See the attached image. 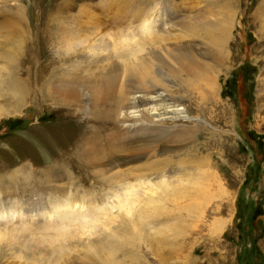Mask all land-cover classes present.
I'll return each instance as SVG.
<instances>
[{"label":"rangeland","instance_id":"rangeland-1","mask_svg":"<svg viewBox=\"0 0 264 264\" xmlns=\"http://www.w3.org/2000/svg\"><path fill=\"white\" fill-rule=\"evenodd\" d=\"M117 7L145 9L153 30L167 38L151 46L164 47L165 65L148 86L127 80L128 98L137 89L166 94L167 103L151 102L157 109L142 112L128 100L99 106L93 82L75 83L70 63L53 78L68 47L69 34L59 27L82 32L81 24L99 23L92 41ZM82 8L91 12L82 15ZM78 37H70L71 44ZM188 52L192 58L183 56ZM92 53L86 49L80 58ZM81 59L84 68L92 64ZM164 107L173 116L180 111L179 117L155 121L171 133L149 144L136 127ZM106 113L111 122L105 129L98 123ZM93 129L101 134L97 147L88 144L89 156L85 150L79 156ZM110 151L120 162L113 168L97 158ZM92 157L93 166L82 161ZM99 169H107L106 177L120 174L125 183L103 180L93 173ZM163 179L170 183L159 185ZM197 183L207 195L195 193ZM127 186L138 202L121 217L112 203ZM55 197L108 202L107 214L114 210L101 211L96 231L79 233L77 246L65 247L63 255L46 242L28 249L23 233L12 232L0 243V264H264V0H0V208L21 211L30 221L34 204L49 208ZM110 217L117 220L104 227ZM101 241L103 248L90 252L97 263L80 259Z\"/></svg>","mask_w":264,"mask_h":264},{"label":"bare ground","instance_id":"bare-ground-1","mask_svg":"<svg viewBox=\"0 0 264 264\" xmlns=\"http://www.w3.org/2000/svg\"><path fill=\"white\" fill-rule=\"evenodd\" d=\"M145 11H146L145 9H131L130 7H126V8L117 7V10L115 12V14L116 13L117 14L113 18V21H111L110 23H108V25L104 27V29L106 30L103 32V34H100L99 37L97 38H93L94 40L92 39V41H90L89 34L97 33L96 29L99 26V23L94 24L93 26H90V27L81 24L80 27H82V32L80 28L75 29L65 24L60 26L59 27L60 33L69 34V37L65 38L66 41L64 40L66 44L68 45V47L67 49L64 50L66 52H64V54H61L63 56L62 58L63 62L61 64H58L59 66L55 70V72H53L54 74L51 72L49 73L50 76H52L53 74V78H56L59 74H62V70L65 71L64 70L65 63H70L71 65H74L72 72H75V73H72V74L74 75V78H75L74 80H77V82L75 83L80 84V81H82L84 85H86V83L93 82L92 85L95 86V90L100 94V97L98 98L99 100L98 105L99 106L102 105L103 108H107V106L109 105H111L110 107H112L113 105L118 104V102L121 103L122 105L123 100L124 101L128 100L129 106H133L137 108L142 107V109H140L141 111L142 110L147 111L149 109H154V108L157 109L158 106H156V104L159 101L160 102L162 101L163 104L167 103L166 101L169 99L168 96L166 94L159 93L157 88L153 89L155 93H158L157 97L147 96L145 94H138L139 92H142L140 89L133 91L132 93L134 94L130 95L131 96L130 98H128L129 96L127 97L128 95L127 93L130 92L129 91L130 84L127 83V80H129L130 78L132 79L136 78L137 82L139 81L141 82V84H145L146 86H148V81H152L153 78L155 77L153 75L155 71H158V70L160 71L161 70L160 68H162V66L164 67L165 65V60H164L165 53L163 51L164 47H159V49L158 48L154 49L151 46L161 43L165 41L167 38L162 35H159L158 32L153 30L154 29V19H149L150 14L148 11L147 12ZM90 12H91L90 10L87 11V9L85 8L80 9V13L82 15L89 14ZM134 22L135 23L138 22V23L136 25L132 24ZM122 26L126 27L127 29L130 28L131 31L130 32L122 31L121 30ZM114 27H117L116 28L117 30H111ZM228 31H229V28H228ZM227 32H226V35L228 37L229 34H227ZM73 35L76 37L79 36L78 42H74L73 44H71L69 38L74 37ZM217 40L219 41L218 38ZM110 44H112V48H111L112 50L108 49ZM220 44L222 47L225 46V41L220 40ZM85 48L89 50L91 49V52H93L92 53L93 55H87L85 59L84 58L81 59L80 56H82L81 54L85 52L86 50ZM69 51L71 52L69 53ZM190 53L191 52H188L184 54L183 56L187 58H192ZM116 57L118 59H115ZM77 59H81L82 61H88V62H91L92 64L90 65L86 64V67L84 68L80 64V62L79 63L77 62ZM46 69L48 70V68ZM184 69L188 70L189 66L185 65ZM55 73H58V74H55ZM58 85H60V83ZM65 90L73 93L75 91V88L65 87ZM151 102H157V103L151 104ZM159 105L161 106V104ZM173 105H176V104H173ZM103 108H101L99 112L102 114H105L103 112ZM171 112H172V108L171 110L167 109L166 107L162 109L160 108L158 111L151 112L152 113L150 114L151 119L149 118L147 119V121L141 120L139 123L137 122L138 126L137 127L135 126V127L138 130H142L141 133H143L144 137H146L143 139L144 141L150 139L149 144L156 143V142L161 141V139L165 137V134L168 135L169 133H171L169 129H161L162 127L160 128L159 126H161L162 124L155 122L157 120L162 121V120H166L169 118H173L176 114L173 116L169 114ZM147 113L149 114V111ZM178 114L176 116L179 117ZM110 122H111L110 119L108 120V113H106V116H103L101 118L98 125L104 126L105 128L108 125H110ZM95 129L98 130L96 127ZM91 135H92L91 139L89 138V140L83 143L82 146L80 145L81 148L79 149L77 148L78 149L77 153L79 154V156H81V154L83 153V150H85L84 154L89 156L90 151H87L88 144H91L92 146L94 145L95 147H97L96 143L100 141L99 139L101 137L100 136L101 134H99V131L98 133H95L93 129V132ZM97 155L101 156V157H97L98 159L104 160L106 165L110 166L111 168H113L115 165H118L120 163V162L119 163L116 162L117 155H115L114 152L110 151V153H107V155H105V158L103 155H100V154H97ZM94 157L88 160L83 159L82 161L85 162L86 165L90 164L91 166H93L97 164V162H95ZM163 163L167 164L168 159L165 158L163 160ZM106 171L107 169L106 170L99 169V170H95L93 173L99 175L101 178L102 176H104ZM119 175L120 174L118 173H114L112 174L111 177L104 176L103 180H106V178H109V181L111 182L117 180L118 183L122 185L125 183L124 182L125 179L123 177H120ZM200 179L199 181H197L198 179L197 180L195 179V181L200 182L201 181ZM139 182H141V179L139 180ZM135 183L137 184V180ZM158 183L159 185L165 186L164 184H168L170 183V181L163 179V180H160V182ZM151 185H154V183ZM128 186H127V191H124L126 188H123V191L125 193H121L120 195L117 194L118 198L115 197L117 198L116 199L117 201H115V203L114 202L112 203V207L114 209L116 207L119 208V213H120L119 216L121 215V217L125 216V214L126 215L128 214L129 216V214L132 212L135 206V202H138V199L133 200V198L131 197L134 194V192L132 193L129 192ZM202 188H203V185L197 183L195 193L204 194L205 190H203ZM133 191H136V190H133ZM54 199L55 201L50 203L49 208L43 207L41 204L38 205V203L34 204L33 209L35 210V213L31 217L30 221H27L29 220L28 217L26 216L25 213L21 211L10 210L11 212H5L4 208L1 207L0 208L1 210L0 211V225H1L0 243L5 242V241L9 242L10 238L13 236V235L11 236V234H13L16 231L17 232L21 231V233H23L21 235L22 236L21 244L25 246L26 248L28 249L34 248V249L39 250V245L44 244L46 242L48 243L50 247L54 248L55 250H58L61 253V255H63L67 250V248L65 250V247H68V250L69 249L73 250V248H75L77 240L80 241V239L76 238L79 233H81L80 235H83V234L92 235L94 231H96L94 229L95 226L97 225L96 222H98L100 218H102V216L100 217V212L107 210V207H108V202H107V207H106L105 205H101V204L99 205V204L92 203V205H89L85 203L79 204L77 202L66 201V200L61 201L57 199V197H55ZM103 204H104V201H103ZM17 206L18 205H16V207ZM113 208H111L110 210L111 211L114 210ZM5 209L7 210V208ZM110 210H108V214ZM105 212L107 214V211ZM38 215L43 216L42 222L38 221V223H35V222H34L35 224L32 223L31 221L36 219V216ZM116 217H110L108 218L107 221L103 222L104 227L107 224L117 220ZM141 217L144 218L145 216H141ZM10 221L12 222L20 221L21 223L19 224L18 227H14V228L7 227V224ZM1 222H6V225H4L3 228H2ZM99 223L101 222L99 221ZM92 229H94L93 232H92ZM31 242H34L33 243L34 247L30 246ZM65 242H67L68 244H65ZM88 242H91V241L88 240ZM89 244H93V243H89ZM101 244H102V241L99 243V245L97 243L93 244V246H91L90 249L82 252L83 255L80 257V259H83V260L86 259L87 261L97 263V261H94L93 258L91 257L92 254L90 252L92 250H95V252L100 251L103 248ZM10 247H11V244H10ZM71 263H77V261L73 259Z\"/></svg>","mask_w":264,"mask_h":264}]
</instances>
